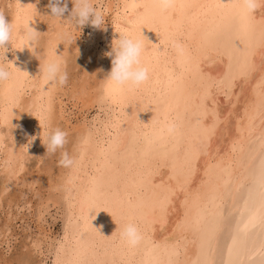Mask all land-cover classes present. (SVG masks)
<instances>
[{"label":"bare ground","instance_id":"1","mask_svg":"<svg viewBox=\"0 0 264 264\" xmlns=\"http://www.w3.org/2000/svg\"><path fill=\"white\" fill-rule=\"evenodd\" d=\"M237 2L173 0L174 6L165 11L155 7L154 0H108L110 21L104 43L99 44L104 27L91 29L76 47L72 43L65 46L57 43L54 51L67 58L66 68L71 67L72 49L79 54L90 53L94 60L92 64L85 62L80 73L71 81L68 79L69 86L65 82L51 93L39 86L37 57L26 47L13 49L6 43L5 47L10 46L12 51L8 61L14 67L9 62L10 79L0 83V109L4 110L5 124L13 113L9 119L13 127L7 125L0 137V193L6 192L8 186L12 188L10 184L18 179L31 145L41 144L39 135L43 136L45 123L65 131L63 149L76 160L73 170L57 162L54 178L51 177L52 163L43 168L47 189L60 199V228L53 235L44 231L42 239L35 238L33 233L35 237L25 243L28 249L16 257L14 264H55L57 259L67 261L78 256L89 264H144L153 257H163V246L172 245L181 237L186 238L187 248L180 259L188 261L196 255L198 234L192 229H180L178 225L182 221L191 222L198 215L209 220L220 212L226 217L232 212L231 219H234L246 194V177L253 168L250 153L258 142L255 136L264 127L257 120L250 141L245 109L250 110L256 100L252 86L259 70L253 73L239 98L236 92L240 91L242 81L236 82L229 99L225 98L224 85L220 83L226 69L238 71L243 64V56L232 47V38L244 35V17L232 7ZM19 3L11 0L9 10L5 8L8 14L5 19L23 23L34 16L28 24L41 32L38 44L42 51L48 50L57 33L64 30L70 33V25L53 28L55 22L51 18L45 21L39 17L40 7L43 14H50L49 0H19ZM63 4L61 17L67 18L71 0H63ZM256 4L251 12L255 24L248 30L253 46L259 22L264 19V3L256 0ZM140 27L148 40L143 62L149 69V80L135 93L110 91L108 98L102 99L103 81L99 79L110 68V57L105 53L119 34L138 33ZM21 39V35H14L13 45L19 46ZM234 43L239 46V41ZM260 62V49L254 47V63ZM64 97L81 112L73 114L75 123L70 126L67 125L70 117L67 113L64 116L65 107H61ZM10 107H13L12 113L7 112ZM93 107L96 109L89 114ZM196 113L202 114L203 124H211L213 116L218 119L212 135L204 134ZM28 137H32L31 141ZM196 152L199 155L195 174L186 176V160ZM25 175L23 178L20 174L24 180ZM28 177L31 182L38 179L34 173ZM242 180L243 186L237 190ZM169 193L167 208L161 210L160 200ZM54 197L52 204L58 202ZM129 218L139 224L143 234L141 242L132 249L123 245L118 236L119 225ZM6 235L3 233L2 237L5 239ZM223 247H226L224 234L217 246L218 260ZM58 248H62L59 256ZM34 249L40 256L32 263L30 253Z\"/></svg>","mask_w":264,"mask_h":264},{"label":"snow or ice","instance_id":"2","mask_svg":"<svg viewBox=\"0 0 264 264\" xmlns=\"http://www.w3.org/2000/svg\"><path fill=\"white\" fill-rule=\"evenodd\" d=\"M251 12L244 17V35L232 38L233 49L243 56L242 67L238 71L226 69L220 81L224 85L226 99H229L235 90L236 82L242 81L240 91L236 92V97L239 98L253 73L259 70V77L252 86L256 100L252 103L250 110L247 107L245 109L250 141L253 139L256 121L259 120L260 125L264 126V19L259 22V32L253 46L252 37L248 32L255 24ZM234 41H239V46ZM254 47L260 49L261 62L259 65L254 63ZM208 87L210 89L211 85ZM195 115L204 134L206 136L212 135L216 124L219 122L218 119L213 116L211 124H203L200 120L202 114L196 113ZM255 140L258 142L250 153L253 168L246 177V194L234 215V219H231L232 212L227 217L223 212H220L215 214V218L209 220H206L203 215H198L191 222L182 221L178 225L180 229L183 231L192 229L198 234L195 241V257L188 261L180 259L182 251L187 248L186 238L181 237L174 244L163 246V257H153L150 261H145L144 264H264V127L260 128ZM198 155L199 153L196 152L188 156L186 176L195 174ZM243 183L242 180L236 186L237 190L243 186ZM169 198L170 193L162 197L159 204L161 210L167 208ZM212 200L215 203V197ZM225 228L227 229L226 233ZM222 234L225 235L226 247L221 249V259L218 260L216 258L217 246ZM61 251L62 248L57 249L58 256ZM55 264H89V262L78 256L67 261L57 259Z\"/></svg>","mask_w":264,"mask_h":264},{"label":"clouds","instance_id":"3","mask_svg":"<svg viewBox=\"0 0 264 264\" xmlns=\"http://www.w3.org/2000/svg\"><path fill=\"white\" fill-rule=\"evenodd\" d=\"M260 2L264 3V0H260ZM71 3L72 8L68 17L62 18L61 13L64 11L63 0H49L50 14L44 16L51 18L55 22L53 28H55V25H70L72 29L79 30V26L85 23L95 27H103L105 19L97 10L94 0H71ZM154 6L166 11L172 8L174 4L173 0H154ZM256 6V0H238L236 4L232 5L242 18L247 16ZM4 7V0H0V58H2L0 59V83H5L10 79V61L6 60L4 55L7 50L5 47L7 43L13 49L26 47L37 57L39 60V86L41 90L47 89L51 93L55 88L63 86L67 79L65 70L67 58L61 53L57 54L54 49L58 42H62L64 46L69 45L75 35L70 34L66 30L61 31L57 33L48 50L42 51L38 44L41 32L35 31L28 24L34 16L23 23H13L11 20L4 18ZM16 34L22 37L19 46H14L12 43ZM145 41L148 40L141 34V27L138 33L133 31L122 32L115 41H112L110 50L105 53V55L110 57V68L99 79L103 81L104 96L102 99H107L110 91L122 94L135 93L149 80L150 72L143 62V55L147 48ZM10 64L14 67L11 62ZM12 108H8L7 112L12 113ZM3 112L4 110L0 109V137H2L7 125H11L9 119L13 115L12 113V115L7 117V124H5L3 123ZM11 126L13 127V125ZM43 127V136L39 135V137L45 149L44 153L52 154L56 153L58 149L61 150L58 164L69 170L75 169L76 160L66 151H63V146L66 142L65 131L59 127H52L48 123H45ZM31 139L32 137H28L29 141ZM24 146V151H26L27 144ZM118 236L120 242L129 249L135 248L143 239L139 224L131 218L119 225Z\"/></svg>","mask_w":264,"mask_h":264},{"label":"rangeland","instance_id":"4","mask_svg":"<svg viewBox=\"0 0 264 264\" xmlns=\"http://www.w3.org/2000/svg\"><path fill=\"white\" fill-rule=\"evenodd\" d=\"M11 2V0H7V3L5 2V7H4V10L6 11V9H8L9 10V4H10V2ZM46 1H44V4H46L45 3ZM94 2H95V4H97L96 5V7H97V10L102 14V16L104 17V19H105V21H104V25H103V27H104V29H105V31H104V33H103V36L99 39V44H101V43H104L105 41L104 40H106L107 38L106 37H108L107 36V34H108V32H107V27L109 26V16H110V10H107V8H106V6H107V4H108V0H94ZM44 4H43V7H44ZM48 6V5H47ZM46 5H45V7H47ZM6 8V9H5ZM42 9V10H41ZM7 10V11H8ZM39 10V12H38V14H40V18H45L44 20L45 21H47V19L46 18H48V17H44V15L45 14H43L44 12H43V8H41L40 7V9H38ZM37 10V11H38ZM107 11V12H106ZM41 12V13H40ZM7 13V12H6ZM42 14V15H41ZM107 14V15H106ZM7 15L8 14H5V17H7ZM42 16V17H41ZM4 17V18H5ZM108 17V18H107ZM43 19H40V20H42V22H44L43 21ZM92 27V28H91ZM99 29V28H101V27H95V26H93V25H91V24H88V23H85V24H83V25H80L79 26V30L78 29H70L71 31H75V32H72L71 33V31H70V33L72 34V35H75L74 37L75 38H73V40H72V44H70V45H72L73 47H76V45L79 43V41H83V38H84V35H87L89 32H90V30L91 29ZM80 32V33H79ZM81 36V37H80ZM77 38V39H76ZM79 38V39H78ZM76 40V41H75ZM77 42V43H76ZM6 51H5V53H4V55H5V58H6V60H9V58L11 57V55H12V51L10 50V46H6ZM73 50V49H72ZM72 50H71V52H70V54H69V60L72 62V64H71V62H70V65H71V67L70 68H66L65 70H67V79H66V83H67V86H69V82L77 75V73L79 72L80 73V71L83 69V67H85V62H86V64L88 63V64H92L93 63V58H92V55L90 54V53H86V54H79L78 53V51L77 50H73V52H72ZM78 53H76V52ZM76 54V55H75ZM74 55V56H73ZM79 55V56H78ZM82 58V59H81ZM90 58V59H89ZM0 59H2V58H0ZM78 59L80 60V61H78ZM90 61H89V60ZM84 60V61H83ZM79 62V63H78ZM84 62V63H83ZM90 62V63H89ZM77 69V70H76ZM69 71V72H68ZM71 71V72H70ZM73 71V72H72ZM75 73V74H74ZM70 74V75H69ZM74 74V75H73ZM72 76V77H71ZM70 81H69V80ZM63 104H62V106L61 107H65L64 108V116H66V113H67V116H68V121H69V123H67V125L68 126H70V124H73V123H75V116L73 115V114H75V115H79V114H81V112L79 111V113H78V111H76L75 109H76V107L75 106H72V104H71V102L69 101V100H66L65 99V97L63 98ZM70 103V104H69ZM71 106V107H70ZM74 107H75V109H74ZM70 108H72V109H70ZM94 108V109H93ZM93 108H90L89 109V114H92L93 112H94V110L96 109V107H93ZM71 110L70 112L72 113H69V111L68 110ZM74 109V110H73ZM92 109V110H91ZM73 112H75V113H73ZM69 113V114H68ZM88 114V115H89ZM62 120V122H63V119H61ZM13 132H14V136H17L16 134H15V131L13 130ZM34 147V144H32L31 145V147H30V149L32 150V148ZM31 150H29V152H27L26 154H28V156L27 155H25L27 158H25V160L24 161H22V166H23V164H24V167L25 168H27V169H25L24 167H22V170H20V174H21V176L23 175L24 176V174H27V175H25V180L24 179H22V177L20 176V174H18V179L13 183V184H10V186L12 185V188H10L9 189V186H8V188L6 189V192L4 191L3 193H0V229H1V231H0V236H1V238H3V240L1 241V238H0V264H14L15 262H16V259L20 256V254L21 253H23V252H25L26 251V249H28L26 246H25V243H27L28 244V242H29V240H32L35 236H33V233H36V236L37 237H35V238H39V239H42V237L41 236H43V234L45 233V232H47V233H49V234H51V235H53V234H56L58 231H59V228H60V217H59V211H60V202H59V200L60 199H57L56 197H57V194H54V193H52V191H50V190H48L47 189V185H46V179H47V174L46 173H44L43 172V168L46 166V165H48V166H51V163H52V166H51V177L52 178H54L55 177V174H57V162H58V160H59V153H60V151L61 150H57V152L56 153H52V154H48V153H44V151H45V149H44V146H43V144L41 143L39 146H36L35 145V147L33 148V150H35V151H31ZM42 150V151H41ZM44 150V151H43ZM39 153H38V152ZM63 151H65L64 149H63ZM43 154H42V153ZM37 153V154H36ZM39 154H41V155H39ZM44 154H45V156H44ZM36 155V156H35ZM44 156V157H43ZM53 156V157H52ZM48 158V159H47ZM45 159V160H44ZM58 159V160H57ZM54 160V161H53ZM57 160V161H56ZM41 161V162H40ZM53 161V162H52ZM40 162V163H39ZM44 164H43V163ZM49 162H50V165H49ZM35 163H36V167H35ZM57 163V164H56ZM40 166V167H39ZM53 167V168H52ZM34 168L36 169V170H34ZM41 169V170H40ZM27 170V171H26ZM28 170H29V174H28ZM22 171H24V172H22ZM1 173V172H0ZM30 173H34L35 174V176L37 175L38 176V179L35 181V182H31L30 181V179H29V177L28 176H30ZM1 176V175H0ZM28 178H27V177ZM24 178V177H23ZM0 181H1V177H0ZM20 181H22V183L20 182ZM25 184H24V183ZM34 183V184H33ZM16 184H17V186H16ZM23 184L25 185V186H23ZM29 184H30V186H29ZM22 185V186H21ZM33 186V188H31L32 186ZM38 188V189H37ZM15 189V190H14ZM30 189V190H29ZM15 192H14V191ZM17 191H18V193H17ZM20 191V192H19ZM33 193H32V192ZM14 194H13V193ZM30 192V193H29ZM9 193V194H8ZM22 193V194H21ZM28 193V194H27ZM39 193V194H38ZM5 194H7V195H5ZM18 194H20V196L18 195ZM31 194V195H30ZM38 194V195H37ZM51 194H53V196L51 195ZM10 195V196H9ZM12 195H14V197L12 196ZM17 195V196H16ZM3 196V197H2ZM22 196H24V197H22ZM32 198H31V197ZM54 196H56V197H54ZM10 197V198H9ZM11 197L12 198H14L13 199V201H12V199H11ZM18 197V198H17ZM20 197V198H19ZM26 197H27V199H26ZM42 197V198H41ZM53 197H54V199L55 200H58V202L56 203V204H52V200H53ZM24 198V199H23ZM46 198H49V200H48V202L46 201ZM7 200H8V202H7ZM17 200V201H16ZM21 200V201H20ZM11 201L13 202L12 204H10L11 203ZM20 201V202H19ZM24 201V202H23ZM42 201V202H41ZM15 202V203H14ZM17 202V203H16ZM41 202V203H40ZM3 203H7V205H5V204H3ZM25 203H26V206H25ZM28 203V204H27ZM44 205H43V204ZM46 203H48L47 204V207H46ZM4 205L5 206H7V207H4ZM23 205V206H22ZM30 205H32V206H30ZM2 206V207H1ZM9 206H10V208L11 209H9ZM29 207V208H28ZM41 207V208H40ZM54 207V208H53ZM4 208H5V210H4ZM50 208V209H49ZM34 209H35V211H34ZM44 210V212H43V210ZM51 210V212L49 211V210ZM4 210V211H3ZM12 210V211H11ZM13 210H15V212L13 211ZM33 212H32V211ZM9 211H11L10 213H9ZM54 213H53V212ZM6 212V213H5ZM29 212V213H28ZM43 212V213H42ZM11 213H12V215H11ZM28 213V214H27ZM34 213V214H33ZM39 213V214H38ZM41 213V214H40ZM9 216H8V215ZM32 214V215H31ZM49 214V215H48ZM35 215H37V216H35ZM41 215V216H40ZM50 215L51 216H53L54 217V220H52L53 219V217H50ZM29 216V217H28ZM10 217V218H9ZM34 217V218H33ZM36 217V218H35ZM37 217H38V219H37ZM44 219H43V218ZM59 217V218H58ZM58 218V219H57ZM7 219V220H6ZM36 219V221L34 222V220ZM42 221H41V220ZM38 220V221H37ZM52 220V221H51ZM56 220V221H55ZM39 221H41L40 223H39ZM54 221V222H53ZM5 224V225H4ZM35 224V225H34ZM52 225V226H51ZM5 226H6V228H5ZM40 226V227H39ZM43 226V227H42ZM38 227V228H37ZM3 228V229H2ZM50 228V229H49ZM4 230V231H3ZM43 230V231H42ZM39 231V232H38ZM45 231V232H44ZM54 231V232H53ZM4 233V237H5V235H6V233H7V235H6V237L7 238H5L4 239V237H2L3 236V233ZM38 232V233H37ZM30 233V234H29ZM41 233V234H40ZM27 234V235H26ZM32 234V235H31ZM35 235V234H34ZM30 237V238H28V237ZM32 236V237H31ZM26 237V238H25ZM28 238V239H27ZM23 239V240H22ZM7 240V241H6ZM26 240H27V242H26ZM20 245V246H19ZM24 245V246H23ZM41 246H42V244H41ZM20 249H21V251H20ZM35 251H31L32 252V254L30 253V262H34V261H36L38 258H39V256L40 255H38L39 253H38V251H37V249H34ZM16 251V252H15ZM36 251H37V253H36ZM5 254V255H4ZM13 254V255H12ZM17 254V255H16ZM2 255V256H1ZM4 255V256H3ZM12 255V257L13 258H11L10 256ZM38 255V256H37ZM8 256V257H7ZM17 257V258H16ZM37 257V258H36ZM3 258V259H2ZM6 260H7V262H6ZM10 260V261H9ZM14 260V261H13ZM3 261V262H2ZM13 262V263H12Z\"/></svg>","mask_w":264,"mask_h":264}]
</instances>
